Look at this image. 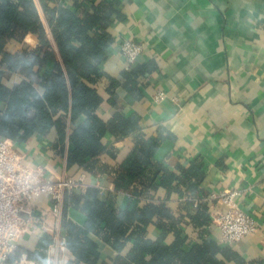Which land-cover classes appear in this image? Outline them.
Segmentation results:
<instances>
[{
	"label": "crops",
	"instance_id": "obj_1",
	"mask_svg": "<svg viewBox=\"0 0 264 264\" xmlns=\"http://www.w3.org/2000/svg\"><path fill=\"white\" fill-rule=\"evenodd\" d=\"M61 3L73 6V0ZM118 8L121 16L112 24L114 40L103 63L105 75L98 82L103 101L112 99L113 105L100 107L99 113L109 118L119 111L137 119L139 131L146 137H162L154 159L174 173L180 174V167L194 163L200 166L204 176L199 191L167 195V190L159 187L153 200L181 212L180 236L185 238V248L202 241L199 232L185 223L188 214L204 203L212 219L225 208L219 194L235 190L238 207L256 219L258 231L228 246L220 243L212 222L204 236L235 252V257L217 255L224 264H264V0H120ZM124 39L143 44L132 65L141 67L134 74L132 90L130 83L124 85L126 60L119 49ZM22 44L34 47L37 38L29 33ZM22 44L9 43L17 48ZM112 81L116 84L109 92ZM159 92L164 96L157 99ZM56 137L51 129L45 135L13 142V147L25 164L40 167L45 177L78 180L80 185L70 191L83 194L95 188L101 198L112 194L118 208L127 206L128 193L116 190L108 171L98 167L113 168L122 162L133 148L134 134L122 139L105 134V149L92 160L91 171L67 166L70 143L66 139L62 147H56ZM138 200L140 205L147 201ZM32 205L42 227L21 236L18 247L37 252L42 235L59 234L64 238L65 230L61 215L52 212L47 194L36 197ZM62 205L63 197L61 212ZM67 216L78 224L85 219L84 213L73 207L67 209ZM160 233L156 225H148V237ZM174 238V232H169L164 240L171 243ZM97 241L100 256L95 264H112L118 252L103 240ZM129 247L127 243L120 254L125 255ZM71 260L66 247L59 250V264Z\"/></svg>",
	"mask_w": 264,
	"mask_h": 264
},
{
	"label": "trees",
	"instance_id": "obj_2",
	"mask_svg": "<svg viewBox=\"0 0 264 264\" xmlns=\"http://www.w3.org/2000/svg\"><path fill=\"white\" fill-rule=\"evenodd\" d=\"M119 3L73 0V6L67 7L61 0H38L49 38L35 0H0V138L20 143L54 129L56 147H62L66 139L70 143L67 166L91 171L92 160L105 149V134L117 139L134 134L133 148L122 162L113 168L98 167L108 171L116 190L128 193L127 206L118 208L112 194L101 198L95 188L83 194L64 191L60 221L64 245L73 257L66 264H95L100 256L97 238L118 252L112 264H224L218 254L236 255L230 247L221 248L204 236L212 223L204 203L185 222L199 232L202 241L185 248V238L180 236L181 212L153 201L159 187L167 195L199 191L204 176L200 166L194 163L174 173L154 159L162 137H146L137 119L119 111L109 118L99 113L100 107L113 105L112 99L103 101L98 82L105 75L103 63L114 40L112 24L121 16ZM29 33L37 38L34 47L22 44ZM12 42L22 45L12 47ZM140 70H124V85L130 83L132 90L134 74ZM115 84L110 82L107 90L111 92ZM140 198L147 201L140 205ZM69 207L84 213L82 224L67 216ZM151 223L161 231L155 238L147 236ZM169 232L175 238L166 243ZM51 239L44 234L37 242V252L25 251L43 262ZM127 243L130 247L121 255Z\"/></svg>",
	"mask_w": 264,
	"mask_h": 264
},
{
	"label": "built area",
	"instance_id": "obj_3",
	"mask_svg": "<svg viewBox=\"0 0 264 264\" xmlns=\"http://www.w3.org/2000/svg\"><path fill=\"white\" fill-rule=\"evenodd\" d=\"M143 48L140 41L124 39L119 49L129 70L138 59ZM159 92L156 98H162ZM80 185L74 178L50 179L42 174L40 167H31L14 149L13 141L0 138V264H59L57 254L64 249V238L52 234L43 262L29 257L25 250L18 251V241L25 234H32L42 227L33 210V200L41 194L50 197L51 210L61 215V201L64 191ZM235 190L219 194L225 208L215 214V225L220 243L234 245L242 237L254 234L259 229L256 219L238 207Z\"/></svg>",
	"mask_w": 264,
	"mask_h": 264
},
{
	"label": "rangeland",
	"instance_id": "obj_4",
	"mask_svg": "<svg viewBox=\"0 0 264 264\" xmlns=\"http://www.w3.org/2000/svg\"><path fill=\"white\" fill-rule=\"evenodd\" d=\"M229 246V245H228Z\"/></svg>",
	"mask_w": 264,
	"mask_h": 264
}]
</instances>
